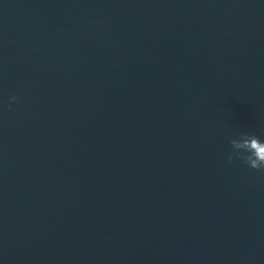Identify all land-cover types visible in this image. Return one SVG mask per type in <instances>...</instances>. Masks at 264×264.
I'll return each instance as SVG.
<instances>
[{
  "label": "water",
  "instance_id": "95a60500",
  "mask_svg": "<svg viewBox=\"0 0 264 264\" xmlns=\"http://www.w3.org/2000/svg\"><path fill=\"white\" fill-rule=\"evenodd\" d=\"M244 132L264 0H0V264H264Z\"/></svg>",
  "mask_w": 264,
  "mask_h": 264
},
{
  "label": "clouds",
  "instance_id": "9594fccd",
  "mask_svg": "<svg viewBox=\"0 0 264 264\" xmlns=\"http://www.w3.org/2000/svg\"><path fill=\"white\" fill-rule=\"evenodd\" d=\"M12 101L17 97L13 96ZM232 151L227 154L229 163L240 159L252 169L264 171V141L254 133H241L230 140Z\"/></svg>",
  "mask_w": 264,
  "mask_h": 264
}]
</instances>
